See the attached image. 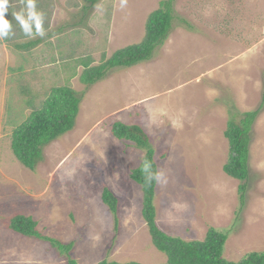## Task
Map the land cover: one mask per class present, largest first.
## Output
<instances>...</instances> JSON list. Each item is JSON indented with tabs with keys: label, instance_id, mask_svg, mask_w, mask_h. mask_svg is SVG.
Returning a JSON list of instances; mask_svg holds the SVG:
<instances>
[{
	"label": "rangeland",
	"instance_id": "1",
	"mask_svg": "<svg viewBox=\"0 0 264 264\" xmlns=\"http://www.w3.org/2000/svg\"><path fill=\"white\" fill-rule=\"evenodd\" d=\"M166 0H35L44 35H26L13 17L25 0H8L11 34L0 39V264H66L49 242L8 229L16 214L64 243L78 264H165L141 213L142 191L130 172L144 152L111 133L114 121L138 122L155 146L156 222L184 240L209 227L228 231L223 255L264 250V0H173L172 27L152 58L115 67L94 84L79 76L139 43L148 15ZM38 39L26 50L13 43ZM70 86L81 102L73 128L42 149L33 169L11 150V132L49 91ZM258 109L251 131L248 189L222 171L233 114ZM164 154L160 158V154ZM159 156V157H158ZM117 199L114 215L103 188ZM115 216L117 223H115Z\"/></svg>",
	"mask_w": 264,
	"mask_h": 264
},
{
	"label": "trees",
	"instance_id": "2",
	"mask_svg": "<svg viewBox=\"0 0 264 264\" xmlns=\"http://www.w3.org/2000/svg\"><path fill=\"white\" fill-rule=\"evenodd\" d=\"M82 1L84 8H91L100 0ZM172 1H162L160 6L148 15L144 27V37L139 43L117 49L109 58L98 65L90 66L88 60H84V69L79 76L80 81L88 86L101 80L106 72L112 68H130L150 60L155 48L165 41L172 27ZM38 42V39L24 43L14 42L13 46L18 50H26ZM80 102V93L70 86L52 88L45 96L40 107L32 110L29 116L12 130L11 150L15 158L25 167L33 169L36 163L42 159L43 147L73 128L80 109ZM257 114L258 109L245 111L240 115L233 114L232 119L227 121L223 132L228 143V149L222 171L239 182L237 193L240 205L245 204L244 197L248 189L251 131ZM111 133L118 140L129 141L136 149L144 152L140 164L131 170L130 177L141 188L142 217L146 222L151 243L166 256L165 264H264V250L246 251L238 260L225 258L223 252L228 237V231L226 230L219 231L214 227H209L202 240L190 241L161 230L156 222L154 201L157 185L155 173L158 171V164L155 158L156 149L151 136L138 122L128 124L114 121L111 125ZM163 156V153L160 154V158ZM145 163L150 166L144 173L143 166ZM101 199L115 215L118 202L114 194L105 187ZM115 223H117L116 216ZM36 226V220L31 216L22 214L12 216L7 224L9 230L22 236L49 242L59 254L66 258V264H78L70 255L73 246L72 241L64 243L56 238L44 235L36 229ZM96 264L142 263L103 259Z\"/></svg>",
	"mask_w": 264,
	"mask_h": 264
},
{
	"label": "clouds",
	"instance_id": "3",
	"mask_svg": "<svg viewBox=\"0 0 264 264\" xmlns=\"http://www.w3.org/2000/svg\"><path fill=\"white\" fill-rule=\"evenodd\" d=\"M26 9V14L24 10H21L20 12H14V19L19 22L22 31L26 35L32 36L34 34V25L35 35L43 36L45 33L42 28V14L36 11L35 0H27ZM6 13H8V0H0V39L7 38L11 34L12 25L6 18ZM149 166L150 165L148 163L144 164V173L148 170ZM160 175L162 174L155 173V176L157 177V183H159Z\"/></svg>",
	"mask_w": 264,
	"mask_h": 264
},
{
	"label": "crops",
	"instance_id": "4",
	"mask_svg": "<svg viewBox=\"0 0 264 264\" xmlns=\"http://www.w3.org/2000/svg\"><path fill=\"white\" fill-rule=\"evenodd\" d=\"M12 231V230H11ZM14 232V231H13ZM16 233V232H15ZM19 234V233H18Z\"/></svg>",
	"mask_w": 264,
	"mask_h": 264
}]
</instances>
